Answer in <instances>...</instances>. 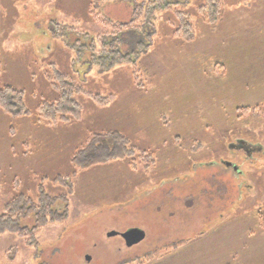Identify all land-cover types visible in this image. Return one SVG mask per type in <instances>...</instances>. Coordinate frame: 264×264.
Segmentation results:
<instances>
[{"label": "rangeland", "instance_id": "rangeland-1", "mask_svg": "<svg viewBox=\"0 0 264 264\" xmlns=\"http://www.w3.org/2000/svg\"><path fill=\"white\" fill-rule=\"evenodd\" d=\"M142 1L102 2L100 11L128 22ZM193 2L185 9L192 40L172 37L157 11L147 51L108 69L119 55L99 46L76 49L73 32L52 36L54 21L93 39L111 32L87 13L88 0H0V88L24 91L33 114L0 111V211L19 194L34 199L40 184L49 195L61 194L50 180L71 174L67 156L93 133L119 131L137 150L129 161L71 178L69 218L45 227L37 249L1 235L0 264H264V155L244 158L231 149L238 139L264 147V0H221L214 26ZM50 64L80 88L74 98L82 113L51 128L41 122L35 133L47 139L39 152L25 124L41 102L58 97ZM142 151L148 160L139 158ZM131 229L145 239L128 248L120 234Z\"/></svg>", "mask_w": 264, "mask_h": 264}, {"label": "trees", "instance_id": "trees-1", "mask_svg": "<svg viewBox=\"0 0 264 264\" xmlns=\"http://www.w3.org/2000/svg\"><path fill=\"white\" fill-rule=\"evenodd\" d=\"M121 0H88L87 13L94 21L108 26L111 32L99 33L95 39L92 35L82 33L80 29L72 25L53 22V37L62 31L73 32L75 35L74 46L76 49L82 47L91 49L102 47L103 52L108 49V55H119V60L113 58L108 61L106 68H112L116 63L129 60V57L137 53H145L151 46L156 31V12L162 13L163 22L166 23L172 33V37L192 40L194 38V25L191 22L190 14L187 13L186 5L189 0H143L134 3L132 17L128 22L114 23L105 17L101 10L102 2H117ZM195 10L199 18L207 25L214 26L221 21L222 2L221 0H194L192 10ZM124 49L122 53L118 50ZM133 51H135L133 53ZM80 53V52H78ZM86 58L89 53L81 51ZM89 56H91L89 54ZM77 62V61H76ZM87 64L91 63L86 60ZM83 61L82 63H85ZM96 62H93V64ZM91 64V66L93 65ZM98 64V63H97ZM95 65V64H94ZM52 80L57 81L54 85L58 91V97L53 102H41L34 113L35 120L53 126L58 122L79 121L82 108L74 98V92L80 88L64 73L57 70L56 65L50 64ZM50 79V78H48ZM24 91L12 86L0 88V111L12 118L32 116L24 102ZM243 112L248 108L243 107ZM246 122H251L244 119ZM137 152L130 140L119 131H107L104 133H93L83 147L78 149L70 157L69 163L72 167L71 174L67 176H56L50 181L53 185L59 186L62 193L49 195L43 185L36 187V196L31 198L25 194H19L7 202L0 211V236L12 234L24 241L27 247L37 249L39 247L38 235L47 226L64 222L69 218V197L73 193L71 178L78 173L87 171L96 166L128 160ZM146 152H140L142 161L150 157L145 156ZM136 160L131 161V167L137 169ZM149 165L145 166L147 169ZM58 203L62 204L60 210L56 209ZM31 220L30 225H24L23 221Z\"/></svg>", "mask_w": 264, "mask_h": 264}, {"label": "crops", "instance_id": "crops-1", "mask_svg": "<svg viewBox=\"0 0 264 264\" xmlns=\"http://www.w3.org/2000/svg\"><path fill=\"white\" fill-rule=\"evenodd\" d=\"M54 22H57V21H54ZM58 23V22H57ZM61 24V23H60ZM53 25V24H52ZM52 36H53V34H52ZM48 42V41H47ZM46 44H48V43H46ZM49 46H45V45H43V47L41 46L40 48V51L41 52H43V54L45 53V50H51V48H52V42H51V40L49 41ZM61 122V121H60ZM64 124H68V123H70V122H63ZM32 127L30 130L31 131H28L26 134L28 135V138L29 139H27V140H33V145H34V147H35V150L34 151H39V152H41V150H42V148H43V146H42V144H43V142L47 139V137H46V135H40V133L38 132V133H35V131H37L38 129H37V127L38 128H41V121H38V120H35V119H32V121H29V122H27L26 124H25V127ZM42 127H44V128H51L52 126H50V125H47L46 123H44V125H42ZM26 132V131H25ZM23 134V136L25 135L24 133H22ZM27 140H23V142L25 143ZM45 143V142H44ZM66 153V152H65ZM65 156H66V154H64ZM72 155V154H71ZM71 155L68 157L67 156V159H70V157H71Z\"/></svg>", "mask_w": 264, "mask_h": 264}, {"label": "water", "instance_id": "water-1", "mask_svg": "<svg viewBox=\"0 0 264 264\" xmlns=\"http://www.w3.org/2000/svg\"><path fill=\"white\" fill-rule=\"evenodd\" d=\"M223 164H225V166L227 167H232L234 171L239 172L238 168L234 167L231 163L224 162ZM117 235L118 233L116 232H110L108 233L107 237H113ZM120 235L122 240L124 241L125 246L128 248L141 243L145 239V233L140 229H131Z\"/></svg>", "mask_w": 264, "mask_h": 264}, {"label": "flooded vegetation", "instance_id": "flooded-vegetation-1", "mask_svg": "<svg viewBox=\"0 0 264 264\" xmlns=\"http://www.w3.org/2000/svg\"><path fill=\"white\" fill-rule=\"evenodd\" d=\"M231 149H233V151H235L234 149H240L243 155L245 156L244 158H250L253 154L257 153L264 155V147L259 142L252 143L249 141H243L241 139H238L234 142V145L231 146Z\"/></svg>", "mask_w": 264, "mask_h": 264}]
</instances>
